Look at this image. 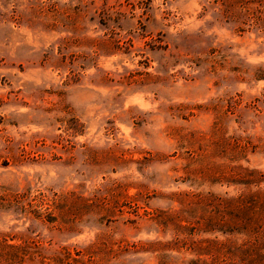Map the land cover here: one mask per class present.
Masks as SVG:
<instances>
[{"label": "rangeland", "instance_id": "374dc122", "mask_svg": "<svg viewBox=\"0 0 264 264\" xmlns=\"http://www.w3.org/2000/svg\"><path fill=\"white\" fill-rule=\"evenodd\" d=\"M0 264H264V0H0Z\"/></svg>", "mask_w": 264, "mask_h": 264}]
</instances>
